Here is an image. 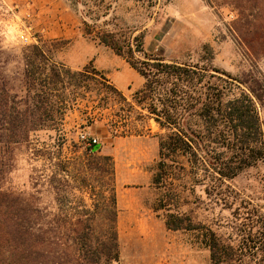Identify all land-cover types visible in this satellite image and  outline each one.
<instances>
[{
    "label": "trees",
    "instance_id": "trees-1",
    "mask_svg": "<svg viewBox=\"0 0 264 264\" xmlns=\"http://www.w3.org/2000/svg\"><path fill=\"white\" fill-rule=\"evenodd\" d=\"M67 1L74 10L88 7L87 17L103 8L109 12L111 6L107 0ZM235 1V38L252 62H259L264 59V0L250 7L245 0ZM82 26L86 38L123 58L144 85L127 98L96 68L70 69L55 61L47 47L59 41L26 47L16 72H8V61L0 57V264L120 263L114 159L102 147L93 152L99 142L83 145L82 152L71 156L64 152L65 118L81 102L102 110L120 105L121 113L106 118L113 138L141 136L151 121L164 132L153 184L161 191L155 209L166 211L168 230L196 234L209 250L211 264L240 262L245 249L264 263V221H256L260 228L254 238L235 248L212 220L194 216L196 209L233 206L237 193L232 182L264 164L259 112L264 73L255 70L242 80L211 66L169 62L146 51L144 33L99 28L96 20L90 24L83 19ZM40 131L57 133L54 144L37 149L51 174L42 170L36 194L4 189L12 148L29 143ZM178 180L192 187L187 191L202 189L198 199L204 207L193 210L185 201L180 206L189 210L182 211L176 203L185 190L172 188ZM46 191L54 196L53 204L42 202Z\"/></svg>",
    "mask_w": 264,
    "mask_h": 264
},
{
    "label": "rangeland",
    "instance_id": "rangeland-1",
    "mask_svg": "<svg viewBox=\"0 0 264 264\" xmlns=\"http://www.w3.org/2000/svg\"><path fill=\"white\" fill-rule=\"evenodd\" d=\"M245 1L249 7L257 2ZM107 3L111 4L109 12L103 8L97 15L87 17L88 7L74 10L67 0H0V57L8 61L7 71L21 68L26 47L59 41L47 45L55 61L75 71L86 67L101 71L97 68L98 60L103 67L121 71L124 82L129 83L124 95L131 98L143 87L144 79L111 49L84 36L85 19L90 24L96 20L99 28L131 31L134 36L144 33L146 51L169 62L211 66L242 80L255 70L264 73V59L253 63L235 38L234 28L239 20L235 0H107ZM140 84L143 85L137 89ZM88 106L81 102L67 114L64 152L66 156L80 153L83 145H88L83 137L94 138L102 145V152L114 159L119 264H211L210 252L196 234L168 230L166 211L155 209L161 191L153 184V177L159 161V135L164 132L151 121L141 129V136L113 138L106 118L121 113L120 105H109L103 110ZM259 112L264 128L263 106ZM101 114L104 120L100 119ZM56 139L55 131H40L32 134L29 143L14 146L10 156L12 168L2 184L4 189L36 194L42 170L51 174L43 167L37 149L43 143L54 144ZM232 186L237 193L235 204L230 208L208 207L211 211L196 209L201 206L200 187H195V192L187 191L185 187H192L178 180L172 188L185 190L176 204L189 201L191 208L196 209L197 221L212 220L217 232L238 248L259 232L256 221H264V164L241 174ZM53 198L47 191L41 196L47 205L53 204ZM180 207L184 212L188 209ZM251 252L245 249L241 261L233 264H264Z\"/></svg>",
    "mask_w": 264,
    "mask_h": 264
},
{
    "label": "crops",
    "instance_id": "crops-1",
    "mask_svg": "<svg viewBox=\"0 0 264 264\" xmlns=\"http://www.w3.org/2000/svg\"><path fill=\"white\" fill-rule=\"evenodd\" d=\"M97 61L98 60H96V63H98L97 64V68L100 69L103 73H105V75H107V78L110 79V81L113 83V85L115 87H117L120 91L125 93V91L129 88L127 86L129 83L128 82H124V81H126V80L123 79L124 73H122L121 71H113V70L110 69V67L109 68L108 67H103ZM142 85L140 84L137 87V89L140 88Z\"/></svg>",
    "mask_w": 264,
    "mask_h": 264
},
{
    "label": "built area",
    "instance_id": "built-area-1",
    "mask_svg": "<svg viewBox=\"0 0 264 264\" xmlns=\"http://www.w3.org/2000/svg\"><path fill=\"white\" fill-rule=\"evenodd\" d=\"M83 139L87 141V144H88V145H90L91 143H92V144H96V143L98 142V140H96V139H94V138H92V139L89 140V139L83 137Z\"/></svg>",
    "mask_w": 264,
    "mask_h": 264
},
{
    "label": "water",
    "instance_id": "water-1",
    "mask_svg": "<svg viewBox=\"0 0 264 264\" xmlns=\"http://www.w3.org/2000/svg\"><path fill=\"white\" fill-rule=\"evenodd\" d=\"M102 145L101 144H97L94 146L93 148V152H98L101 149Z\"/></svg>",
    "mask_w": 264,
    "mask_h": 264
}]
</instances>
